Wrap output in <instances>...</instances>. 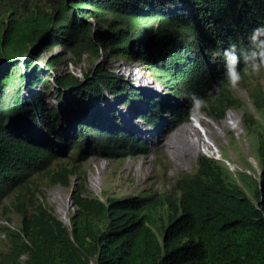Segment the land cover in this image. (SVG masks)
I'll use <instances>...</instances> for the list:
<instances>
[{
    "label": "trees",
    "instance_id": "trees-1",
    "mask_svg": "<svg viewBox=\"0 0 264 264\" xmlns=\"http://www.w3.org/2000/svg\"><path fill=\"white\" fill-rule=\"evenodd\" d=\"M260 24L264 0H0V209L21 216L0 264H264V69L238 82L254 111L223 79L224 49L246 48ZM57 46L76 60L107 52L143 64L181 101L168 100L166 120V102L148 100L139 114L155 128L195 111L188 92L208 101L199 111L212 119L243 108L260 172L248 161L252 173L201 156L196 170L180 173L171 188L101 199L81 183L69 228L45 202L44 189L67 185L75 174L84 181L90 157L118 164L149 146L132 131L102 123L93 100L107 91L132 105L144 95L102 63L84 79L58 74V56L43 69L40 49ZM46 76L80 105L69 136L58 130L60 111L38 90ZM51 138L65 149L63 157Z\"/></svg>",
    "mask_w": 264,
    "mask_h": 264
},
{
    "label": "rangeland",
    "instance_id": "rangeland-1",
    "mask_svg": "<svg viewBox=\"0 0 264 264\" xmlns=\"http://www.w3.org/2000/svg\"><path fill=\"white\" fill-rule=\"evenodd\" d=\"M39 53L40 58L37 63L41 67L48 58L58 56L57 73H71L81 79L85 78V74L90 69H94L97 64L102 63L109 68L111 73L134 85L144 95L143 98L135 100L132 105H128L123 96L112 95L107 91L102 101L93 99L96 118L102 123L111 122L114 126H121L123 129L136 133L139 138L148 143L149 152L126 156L122 161H118V164L110 159L90 157L82 165V169L85 170L84 181H82V177L75 174L70 176L67 185L58 183L53 187L45 188V202L51 207L53 214L69 228H71L69 219L75 209L73 191L81 183L90 194L100 196L101 199H104L108 194L124 197L150 188L158 190L171 188L180 173L196 170L198 160L202 156L201 148L206 149V145L201 143L202 145L200 144L199 147V140L195 142V137L191 135L186 136L184 142L179 145L169 144L170 141H167V138L173 136L178 128L194 123L190 115L180 122H165L160 128H155L141 118L139 111L148 110L150 98L157 97L166 102L161 109L163 118L166 120L172 117L167 105L168 100L172 103H181L180 100L167 92L163 84L150 77L143 64L134 59L111 57L107 52H102L99 56L83 54L80 60H76L71 52L65 51L59 46L52 49L41 48ZM43 69L46 68L43 67ZM233 89L235 95L244 101L251 111H254V106L249 101L246 90L238 85ZM38 90L50 107L60 111L62 119L58 130L64 136L71 135L77 113L80 110L77 99L69 90L59 93L53 82V77L50 76H46V80L39 84ZM25 92L28 94L26 90ZM243 111V108H228L224 118L220 120L209 118L204 112H198L205 118L209 140L220 150L213 155L224 160L232 171L245 170L252 173L248 168V161L256 173L260 171V167L255 157L256 151L253 142L243 128ZM195 128L198 131L200 142H202L205 137L197 127ZM51 139L54 149L63 157L65 149L56 138ZM190 143H193L191 151L188 150ZM164 165L167 166L166 175L162 173ZM65 201L68 205L66 214L68 224L61 219L64 216L58 211L59 203ZM5 204L9 205L10 200L6 199ZM20 224L21 216L19 214L11 210L5 212L4 209H0V253L7 250L9 246L10 229L17 230Z\"/></svg>",
    "mask_w": 264,
    "mask_h": 264
},
{
    "label": "clouds",
    "instance_id": "clouds-1",
    "mask_svg": "<svg viewBox=\"0 0 264 264\" xmlns=\"http://www.w3.org/2000/svg\"><path fill=\"white\" fill-rule=\"evenodd\" d=\"M247 40L248 46L246 48H240L238 50L237 45L232 43L228 48L224 49L223 52V79L233 88L238 85V82L242 78V74H256L264 69V24L254 27L249 33ZM222 82L223 81H221V83ZM187 96L191 101L192 109L195 110L192 112L193 114L191 113L192 115L190 114V118L193 122H198V125L196 126L200 130V133L205 137L204 141L206 149L203 147L201 148V155L219 159V157L213 155L214 153H217L219 149H217L218 147L209 140L206 132L207 124L205 118L200 113L202 111L198 112L200 109L207 107L208 101L195 92H188Z\"/></svg>",
    "mask_w": 264,
    "mask_h": 264
},
{
    "label": "bare ground",
    "instance_id": "bare-ground-1",
    "mask_svg": "<svg viewBox=\"0 0 264 264\" xmlns=\"http://www.w3.org/2000/svg\"><path fill=\"white\" fill-rule=\"evenodd\" d=\"M229 122V121H228ZM227 122V123H228ZM225 124V123H224ZM196 125H198V122L195 121L193 124L189 123L183 127H180L177 129L176 132H174L175 134H173V136H169V138H167V141L170 143H174L175 145H179L181 144L182 142H184L186 136L188 135H191V136H194L195 139L194 141L196 142L197 140H199V147H200V144L204 143L205 144V141L202 139V142H200V138H199V134H198V131L196 130L195 127H197ZM227 127V126H226ZM198 129V128H197ZM206 129V128H205ZM172 144V145H174ZM201 144V145H202ZM169 146V145H168ZM198 148V147H197ZM174 149V148H173ZM193 149V143L189 145V149L188 150H192ZM219 149V148H218ZM198 150V149H197ZM196 150V151H197ZM220 151V150H219ZM60 206L58 207L59 208V213L64 216V217H61V219L66 223L68 224V220L66 218V214H67V202L65 201L64 203H59ZM70 220V219H69Z\"/></svg>",
    "mask_w": 264,
    "mask_h": 264
}]
</instances>
